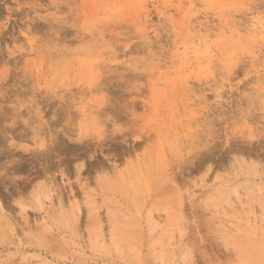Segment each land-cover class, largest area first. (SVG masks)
Returning <instances> with one entry per match:
<instances>
[{"label": "rangeland", "instance_id": "374dc122", "mask_svg": "<svg viewBox=\"0 0 264 264\" xmlns=\"http://www.w3.org/2000/svg\"><path fill=\"white\" fill-rule=\"evenodd\" d=\"M261 193L264 0H0V264H264Z\"/></svg>", "mask_w": 264, "mask_h": 264}, {"label": "bare ground", "instance_id": "6f19581e", "mask_svg": "<svg viewBox=\"0 0 264 264\" xmlns=\"http://www.w3.org/2000/svg\"><path fill=\"white\" fill-rule=\"evenodd\" d=\"M252 24H253V23H252ZM230 25H231V24H230ZM253 25H254V24H253ZM254 26H256V24H255ZM222 27H223V26H222ZM236 28H237V27H236ZM250 28H253V27L251 26ZM223 29H224V28H223ZM244 29H245V28H244ZM227 30H228V29H227ZM227 30H226V31H227ZM231 30H232V29H231ZM231 30L229 29V32H231ZM238 30H239V29H238ZM248 30H249V31H246V30H245V31H246V32H249V33H250V31H252V30L249 29V27H248ZM254 30H255V28H254ZM254 30H253V31H254ZM256 30H257V29H256ZM256 30H255V31H256ZM246 32H244V33L246 34ZM256 32H257V31H256ZM244 33H243V34H244ZM251 34H252V33H251ZM246 35H247V34H246ZM256 35H257V33H256ZM245 40H246V39H245ZM245 40H244V41H245ZM196 41L198 42V45H199V46H198V47H199L198 53H199L200 50H202V49H204V51L207 52L208 54L211 52L210 49L212 48V45H211V46L209 45V41L211 42V40H208V38H207V39H201V40L199 39V40H196ZM245 43H246V42H245ZM229 44H230V43H229ZM194 45H195V44H194ZM222 46H223V45H222ZM227 46H228V45H227ZM242 46H243V45H242ZM248 46H249V45H248ZM228 47H229V46H228ZM228 47H227V48H228ZM244 47H245V46H244ZM244 47H243V49L246 48V47H245V48H244ZM196 48H197V47H196ZM213 48H214V47H213ZM223 48H224V47H223ZM221 49H222V48H221ZM225 50H226V47H225ZM246 51H247V50H246ZM56 52H57V51H56ZM214 52H215V50H214ZM214 52H213V53H214ZM84 53H86V52H84ZM84 53H82L81 55H83ZM90 53H91V52H90ZM202 53H203V52H202ZM216 53H217V51H216ZM49 54H50V53H49ZM56 54H57V53H56ZM59 54H60V53H59ZM86 54H87V53H86ZM86 54H85V56H86ZM196 54H197V52H196ZM57 55H58V54H57ZM78 55H79V54H78ZM88 55H90V54L88 53ZM204 55H205V54H204ZM216 55H217V54H216ZM221 55H222V54H221ZM178 57H179V56H178ZM258 57H259V56H258ZM55 58H58V57H55ZM51 59H52V60H56V59L52 58V56H51ZM254 59H257V58H254ZM175 60H176V59H175ZM178 60H179V58H178ZM259 60H260V59H259ZM259 60H258V61H259ZM212 61H213V60H212ZM216 61H217V60H216ZM50 62H51V61H50ZM201 62H202V61H201ZM214 62H215V59H214ZM230 62H231V61H230ZM57 63L59 64L60 62H57ZM176 63H177V61H176ZM55 64H56V63H55ZM98 64H99V63H98ZM173 64H174V63H173ZM191 64H192V63H191ZM56 65H57V64H56ZM207 65H208V64H207ZM209 65H210V64H209ZM211 65H213V64H211ZM186 66H187V65H186ZM192 66H193V64H192ZM92 67H93V66H92ZM194 67H195V66H194ZM201 67H202V65L200 66V68H201ZM212 67H213V66H211L210 68H209V67H207V68L211 69ZM214 67H215V66H214ZM93 68H94V67H93ZM93 68H92V69H93ZM191 68H192V67H191ZM91 71H92V70H91ZM92 72H93L92 75L94 76V75H95V74H94L95 71H92ZM92 72H91V73H92ZM183 75H184V74H183ZM183 75H182V76H183ZM90 77H91V75H90ZM185 77H186V76H185ZM93 78H94V77H93ZM183 79H184V77H183ZM48 82H49V81H48ZM41 84H42V83H41ZM92 84H93V83H92ZM249 163H250V162H249ZM252 165H253V164H252ZM249 166H250V165H249ZM251 167H252V166H251ZM254 167H255V166H254ZM239 168H240V167H239ZM258 169H259V168H258ZM239 170H240V169H239ZM246 170H247V169H246ZM255 170H257V167H255L254 171H255ZM259 170H260V169H259ZM240 172H242V170H241ZM256 172H257V171H256ZM256 172H255V173H256ZM243 174H244V173H243ZM241 175H242V173H241ZM244 175L246 176V174H244ZM244 180H245V179H244ZM228 181H229V180H228ZM243 184H245V183H243ZM223 185H224V184H223ZM237 185H238V184H237ZM241 186H242V185H241ZM245 188H246V186H245ZM245 188H244V190H245ZM212 189H213V188H212ZM239 189H240V188H239ZM242 189H243V188H242ZM242 189H241V190H242ZM255 190H256V189H255ZM260 190L263 191L262 188H261ZM260 190H259V191H260ZM239 191H240V190H239ZM256 191H257V190H256ZM256 191H255V194H257ZM219 192H220V191H219ZM246 194H247V193H246ZM263 194H264V193H261L262 196H264ZM232 195H233V194H232ZM261 195H260V197H259V201H260V202H262L261 200H263V199L261 198ZM247 196H248V195H247ZM256 196H257V195H256ZM256 196H255V197H256ZM215 198H216V197H215ZM248 198H249V197H248ZM256 198H257V197H256ZM217 199H218V198H217ZM244 199H245V198H244ZM252 199H254V198H253V195H252ZM260 199H261V200H260ZM215 200H216V199H215ZM52 201H53V200H52ZM254 201H255V200H254ZM256 201H257V199H256ZM245 202L247 203L248 201L245 200ZM53 203H54V202H53ZM53 203H52V204H53ZM236 203H237V202H236ZM242 203H244V200H243ZM258 203H259V202H258ZM59 204H60V203H59ZM228 204H229V202H228ZM231 204H232V203H231ZM244 204H245V203H244ZM259 204H260V203H259ZM263 204H264V203H263ZM54 205H55V204H54ZM239 205H240V200H239ZM231 206H232V205H231ZM252 206H253V205H252ZM0 207H1V205H0ZM50 207H51V205H50ZM55 207H56V205H55ZM233 207H234V206H233ZM239 207H240V206H239ZM239 207H237L238 210H241V208H239ZM241 207H243V206L241 205ZM231 208H232V207H231ZM243 208H244V207H243ZM263 208H264V207H263ZM232 209H233V208H232ZM244 209H245V208H244ZM51 210H52V208H51ZM59 210H60V209H59ZM238 210H236V207H235V211H238ZM263 210H264V209H263ZM247 211H248V210H247ZM233 213H234V212H233Z\"/></svg>", "mask_w": 264, "mask_h": 264}]
</instances>
